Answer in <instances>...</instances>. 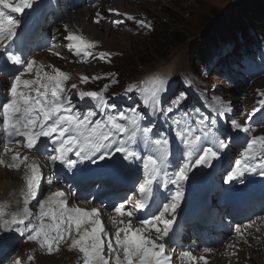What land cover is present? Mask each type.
Listing matches in <instances>:
<instances>
[{
    "label": "snow or ice",
    "instance_id": "snow-or-ice-1",
    "mask_svg": "<svg viewBox=\"0 0 264 264\" xmlns=\"http://www.w3.org/2000/svg\"><path fill=\"white\" fill-rule=\"evenodd\" d=\"M31 6L32 0H16L15 4L10 0H0V40L7 39L11 42L16 35L17 24L6 17L4 9L11 13H22ZM127 18L133 19L132 16ZM6 19L7 27L4 23ZM136 23L144 27L148 26L144 21H136ZM66 39L70 41L69 49H74L77 55L90 56L92 53L88 50L96 47L95 42L87 40L82 35L70 34ZM109 55L110 53H100V58L104 59ZM9 60L13 65L21 63L17 57L9 56ZM35 64L36 61L29 60L25 73H31ZM41 72H43L42 66L37 69L34 79H22L24 73L17 75L11 84V99L0 105L4 152L12 151L7 145L13 142L31 150L41 137H47L52 140L55 153L49 156V159L58 160L71 170L77 163L85 160L96 163L93 156L111 145L114 147V153L121 154L125 161L142 160L144 179L136 189L139 199L132 210H127L123 203L114 207L116 216L120 217V219L110 217L115 227L114 235L103 227L99 209L69 208L62 191L54 192L46 200L39 202L40 212L35 217L36 222L33 223L29 220L33 214L28 205L37 195L40 169L37 164L28 163L27 156L21 157L17 152L12 155L13 162L7 167L19 169L21 165H24L29 170V174L24 177L26 190L21 193L24 207L18 212L11 213L8 219H5V212L0 208V227L11 230L13 225H25V221H28L26 227L20 230L21 235L28 231L27 239L35 242L41 249L46 248L49 254L58 250L60 243L70 240L69 250L75 249L83 254V264H170L172 257L165 255L166 245L161 241L169 235L174 219V216L173 219L166 217L175 213L183 192L178 190L172 196L171 202L163 204L162 210H159L151 220L140 221V227H133L131 219L135 210L143 208L148 202L153 191V183L168 165L169 139L162 133H154V127L151 124L142 126L145 116L135 108L130 109L128 113L109 114L103 121H93L92 118L96 115L93 111L85 114L74 112L72 101L63 87V83L70 77L55 68H53L54 74L43 72L41 75ZM89 79L87 76L80 78L81 83H87ZM91 79L96 80L101 77L94 76ZM72 87L75 88L76 85L73 84ZM107 88L108 85H105L99 91H81L78 95L81 99L90 98L103 112L107 107L104 96ZM25 89L30 90L34 95L24 91ZM134 90L140 93L145 108H151L153 111L160 110L165 117L174 112L180 104L178 97L166 108L163 107L166 80L158 76L141 81L139 86L131 84L126 92ZM261 104L264 105V101H261ZM212 111H216L215 105L212 106ZM173 123L176 125L174 129L176 138L185 147L184 158L188 159L196 153L199 155L194 163L181 164L171 177H167L165 173L167 177L163 182L165 186L168 183L183 184L188 180L191 169L200 165L210 166L219 155L213 147L201 146V141L209 135L215 139L214 133H211L210 129H205V119L197 122L200 131L204 133L203 137L196 135L195 129L181 126V120H174ZM212 123L214 124L215 121L213 120ZM231 127L240 132L249 131L245 125L236 120L231 121ZM122 136L127 139H118ZM18 137L22 140L16 139ZM138 137L146 146L145 151L150 154L141 155L130 146V143H137ZM219 146L227 147L222 140L219 141ZM69 153H73L76 159H69ZM114 153L105 151L98 159L105 160L106 157L111 159ZM240 156L241 159L236 160L235 167L225 177L224 183L228 184L243 176L244 172L249 170L248 161L258 156L264 157V136L248 140ZM2 164L4 161L0 160V165ZM124 217L129 218L127 222L123 219ZM147 229L155 231L157 234L155 238L145 234ZM236 231L243 236L239 228ZM183 256L197 261V258L192 257L188 252H184ZM28 259L32 260L33 257L29 256ZM198 259L203 261V264H207L206 257L201 256Z\"/></svg>",
    "mask_w": 264,
    "mask_h": 264
},
{
    "label": "rangeland",
    "instance_id": "rangeland-1",
    "mask_svg": "<svg viewBox=\"0 0 264 264\" xmlns=\"http://www.w3.org/2000/svg\"><path fill=\"white\" fill-rule=\"evenodd\" d=\"M261 1V2H260ZM107 3L113 4V0H106ZM121 8L129 13H134L138 10H144L151 18L156 17L154 30H158L159 23L162 22L166 25L165 29H169L172 32L178 33L185 40L182 44H170L166 45V48L157 53L165 58L164 61H158L156 57H151L150 53L146 56L145 53L142 55V61L146 62V65L142 68L135 67V55L134 51L138 53L148 49V44L145 41V37L135 35L133 32L128 31L126 28L121 26H112L111 22H105L102 26H96L92 23L91 19H84L87 25L89 36L93 37V40L100 41L102 44V50L110 52H116L118 56L113 59L114 64L108 69H115L120 73L121 81L134 82L141 78L145 73L156 72L151 75L164 77L165 74L161 73L163 66H166L165 73L170 70L167 66H171V73H174V77L178 76L180 72H191V65L187 55V43L190 40H194L197 43H205L206 41L219 37L220 35L229 32L233 28L239 26L241 23L246 29L252 28L257 33L261 34L264 32V27L261 24L254 26L251 25L250 20L243 15L244 9L254 4L264 5V0H178L176 2V8H172L170 1H157L156 3L141 2H122ZM113 6V5H112ZM111 6V7H112ZM118 9V7L113 6ZM168 15L164 17V11ZM172 14V17H171ZM158 21V22H157ZM60 56L59 58L52 61L53 66L64 69L68 67L67 58ZM207 61L205 60L204 68ZM59 66H58V65ZM70 66L69 68L71 69ZM87 72V69H85ZM170 73V75H171ZM209 80L212 82L220 81L218 76L208 72ZM169 77V76H168ZM197 83H194L196 91H200L206 95H211V88L204 87L201 82L205 80L203 78L197 79ZM221 84V83H220ZM204 90V91H202ZM220 96H230L227 91L222 88V84L216 90V93ZM125 102L130 103L132 106L131 98L123 96ZM162 117L166 123H173L177 120L172 114ZM203 137V136H202ZM198 158V156H192ZM4 171L13 173L10 169L4 168ZM18 177L16 176V179ZM1 194V192H0ZM258 247V246H257ZM249 249L247 253H243L242 257L247 260L249 264H264V255L259 251L258 248ZM261 249V248H260ZM250 254L258 255L257 260L250 258ZM263 256V257H262ZM51 261V260H50ZM43 264V263H39Z\"/></svg>",
    "mask_w": 264,
    "mask_h": 264
},
{
    "label": "trees",
    "instance_id": "trees-1",
    "mask_svg": "<svg viewBox=\"0 0 264 264\" xmlns=\"http://www.w3.org/2000/svg\"><path fill=\"white\" fill-rule=\"evenodd\" d=\"M178 0H174L170 5L172 8H176V2ZM261 2V1H260ZM167 10L164 11V17L168 14ZM243 15H245L251 22L255 18H260L264 16V5L262 4H254L253 6L246 7L244 9ZM172 17V14H171ZM156 18V17H155ZM158 22V21H157ZM255 22V21H254ZM159 23V30L154 31L148 38H145L146 43L148 44V49L144 51H134L135 59V67L142 68L146 65V62L142 61L141 57L145 53V56L150 53L151 57H156L158 61H164L165 58L160 54H157L163 51L166 48V45L171 46L170 44H182L185 42L184 38L180 36L176 32H172L169 29H165L166 25L162 22ZM256 23V22H255ZM262 34V33H261ZM215 44L214 38L206 41L205 43H197L194 40H191L188 45V58L189 62L191 63V67L194 69L195 72L198 71V65L205 62V59L208 57L209 50ZM146 56V57H150Z\"/></svg>",
    "mask_w": 264,
    "mask_h": 264
},
{
    "label": "bare ground",
    "instance_id": "bare-ground-1",
    "mask_svg": "<svg viewBox=\"0 0 264 264\" xmlns=\"http://www.w3.org/2000/svg\"><path fill=\"white\" fill-rule=\"evenodd\" d=\"M113 6H116L118 7V10L119 11H122V12H126V13H129L128 11H125L124 9L121 8V5L122 3L120 2V0H113ZM89 13L88 10H86L85 12H80V13H77L76 15H74L73 17H69L68 18V21H70L71 23H78L79 25L83 26V28L86 30L87 29V25L84 23L83 21V16L87 15ZM85 19V17H84ZM85 33L88 35L89 32L88 31H85ZM22 40V41H21ZM20 41H18V43L21 45V46H26V47H30V46H33V41H32V44L30 43V40L31 39H21ZM24 40V41H23ZM35 45V44H34ZM40 58V55L38 57V59ZM42 58H46V56H42ZM64 58V57H63ZM54 60V59H52ZM51 61V60H50ZM49 63V61H47ZM44 65V64H43ZM58 65V64H57ZM59 66V65H58ZM26 66H23L22 69H25ZM168 68H170V70L167 72L168 74L165 73V70H166V66H163L162 67V70L160 71L161 73L165 74L164 77H162L163 79L167 78L170 73H171V66H167ZM65 68V67H64ZM78 71L79 72H82L84 71L83 68L79 67L78 68ZM175 74V71L174 73H171V76L173 75L174 76ZM147 80L146 78H142L141 81H145ZM7 90L10 91V87L8 86L7 87ZM6 93V92H5ZM5 93H1L0 94V97L4 96ZM217 178V177H216ZM215 178V179H216ZM192 183H195V180L192 181ZM19 186V183H18V178L16 179V175L13 174V173H10V172H6L4 170H0V202L2 203V199L1 198H5L6 200H11L10 198L13 199L14 197V191L18 188ZM89 187H95L96 185L95 184H88ZM188 195V194H187ZM210 201V200H209ZM9 210V207L6 205V211ZM168 219H170L169 217H167ZM8 236V233L7 232H3V233H0V239H5L6 237ZM256 248V247H254ZM259 249L260 252H262V250L260 249L261 247H257ZM204 252H212V250H204ZM203 257H208L207 255L203 256ZM263 257V256H262ZM250 258H252L253 260H257L258 258V255H255V254H250ZM187 259V258H186ZM52 262L53 260L50 259ZM214 260L217 261L218 260V256H214ZM246 260V259H245ZM44 261H47V258H43V262ZM179 260H175V259H171L170 263L171 264H179L178 263ZM182 261H185L187 262V260L183 259ZM197 264H203V261H199V259L196 261Z\"/></svg>",
    "mask_w": 264,
    "mask_h": 264
}]
</instances>
